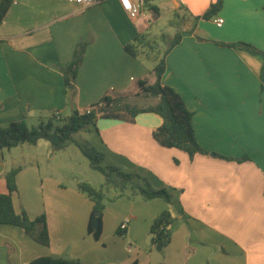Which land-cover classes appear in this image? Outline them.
<instances>
[{
    "label": "crops",
    "instance_id": "crops-1",
    "mask_svg": "<svg viewBox=\"0 0 264 264\" xmlns=\"http://www.w3.org/2000/svg\"><path fill=\"white\" fill-rule=\"evenodd\" d=\"M144 1V15L131 20L120 0H99L85 9L67 0H12L0 21V128L20 121L39 125L55 112L61 118L69 110L80 113L104 96L122 98L119 106L140 98L137 81L153 84L154 66L146 55L131 57L124 47L142 35L146 5L160 16L155 6L160 0ZM214 2L164 0L189 20L165 56L161 82L192 114L196 142L208 154L190 159L159 146L152 132L162 121L152 113L139 114L134 122L97 118L89 130L91 147L108 165L138 174L153 189H166L172 204L106 201L96 240L87 231L93 203L77 190L80 182L64 184L51 172L43 176L33 156L20 166L11 149L0 150V194L7 193L4 174L21 167L14 211L23 209L30 219L44 214L49 237V245L42 246L21 228L0 225V264H28L40 257L158 264L152 238L147 243L152 220L164 210L175 218L164 248L166 264H264V56L219 45L244 43L264 52V0H223L215 16L223 19L220 28L215 17L196 20ZM80 43L85 52L75 95L69 97L62 69ZM125 219L127 229L120 235Z\"/></svg>",
    "mask_w": 264,
    "mask_h": 264
},
{
    "label": "trees",
    "instance_id": "trees-1",
    "mask_svg": "<svg viewBox=\"0 0 264 264\" xmlns=\"http://www.w3.org/2000/svg\"><path fill=\"white\" fill-rule=\"evenodd\" d=\"M12 0L0 1V21L7 13ZM223 0H215L208 10L200 18L210 20L217 16L221 10ZM180 41V34H176L170 42L168 48L164 51L163 56L157 60L153 69L155 82L148 85L145 81H137V90L135 96H147L156 98L158 101L154 106L136 108L129 105L119 106L118 102L122 98H113L104 96L100 102L92 105L89 114H80L75 111L69 117L63 119L56 117L54 114L46 124H39L37 127L28 128L24 121L11 123L7 127L0 128V150H10L14 147L25 144L34 146L38 141L44 140L51 144L53 150H63L71 136L85 130H89L97 118L116 119L126 122H134L135 118L142 113H152L160 117L161 125L152 132L155 142L164 148H173L180 150L192 159L196 154H208L196 142L192 128V114L186 109L180 96L170 87L161 82L165 72V56ZM148 41L142 35H137L134 41L124 47L126 53L136 58L143 53L144 43ZM221 46L244 49L252 54L264 56V52L254 49L252 46L244 43L224 44ZM148 46V45H147ZM85 52V44L80 43L73 52V58L69 65L62 69L64 84L69 97L75 95V80L79 67L81 65ZM62 122L61 126L54 127L53 122ZM95 158H91L92 166L95 163L104 161V156L94 152ZM87 155V154H86ZM224 160L242 162L250 160L247 156L239 159L226 158L218 156ZM110 175L102 171L105 177L106 188L112 189L113 197H107V191L102 188L96 189L89 183L80 182L77 184V190L84 194L92 203L93 208L89 217L87 231L96 240L101 235V215L105 208L106 201H114L120 198L134 199L139 198L142 201L149 202L160 199L166 204H172V195L166 189H153L144 178L136 173H122L117 168L111 166ZM21 167L11 168L4 174L7 193L0 194V225H11L21 228L24 233L35 243L48 246L49 237L47 233L45 215L41 214L35 219H30L26 212L21 209L16 213L13 208V196L17 193L16 177ZM109 186V187H108ZM97 216V224L94 226L93 219ZM174 218L169 210L160 212L151 222L149 233L152 236L151 246L162 249L166 248L172 235ZM120 235L124 233L119 232ZM28 264H79L76 261L52 259L49 257H40ZM132 264H137L134 261Z\"/></svg>",
    "mask_w": 264,
    "mask_h": 264
},
{
    "label": "rangeland",
    "instance_id": "rangeland-1",
    "mask_svg": "<svg viewBox=\"0 0 264 264\" xmlns=\"http://www.w3.org/2000/svg\"><path fill=\"white\" fill-rule=\"evenodd\" d=\"M160 1L162 3L158 1L155 3V6L160 9V16L154 15L152 10L148 9L146 5L145 13L148 16L145 20L143 19L139 22L144 28L141 34L148 41L144 43L142 55H146L149 66L156 65L157 60L163 56L164 51L168 48L174 36L186 30V22L189 20L185 12L173 9L170 5H166L164 0ZM155 99L153 97L140 96V98L123 102L122 105L128 104L136 108L148 107L155 103ZM71 113L70 110L67 111L63 119L69 117ZM37 124L26 123L28 128L37 127ZM42 124H46V121L42 122ZM53 124L54 127H59L62 122L54 121ZM89 130H91V126ZM89 130L71 136L67 146L61 151L53 150L49 142L40 140L37 146L25 144L12 148L11 153L20 166L31 163V157L33 156L34 161L38 160V163H40L43 176L45 172H51V174H54V176L61 179L67 185H71L74 182H86L96 189L102 188L103 191H107V197H111L110 193L112 194V192L109 191L112 189L106 188L105 177L102 174L103 171L110 175V169L108 168L111 165H108L105 161H101L92 166L89 156L91 155V158H95L93 153L96 151L89 143L91 142L89 140ZM171 214L173 216V212ZM155 253L159 259L158 264H166L165 249H161L160 251L155 249Z\"/></svg>",
    "mask_w": 264,
    "mask_h": 264
},
{
    "label": "built area",
    "instance_id": "built-area-1",
    "mask_svg": "<svg viewBox=\"0 0 264 264\" xmlns=\"http://www.w3.org/2000/svg\"><path fill=\"white\" fill-rule=\"evenodd\" d=\"M67 1L78 5L82 9H85L87 7H90L94 3H97L99 0H67ZM120 4L124 12L131 20H136L144 15V6H145L144 0H138L137 2H134L132 0H120ZM213 23L217 28H220L223 25V19L220 17H215L213 19ZM90 112H91V108H87L81 111L80 114H89ZM54 115L56 117H60V114L58 112H55ZM128 222L129 219H125L119 225V231L121 233H124L126 231Z\"/></svg>",
    "mask_w": 264,
    "mask_h": 264
},
{
    "label": "water",
    "instance_id": "water-1",
    "mask_svg": "<svg viewBox=\"0 0 264 264\" xmlns=\"http://www.w3.org/2000/svg\"><path fill=\"white\" fill-rule=\"evenodd\" d=\"M97 216H98V214H96L95 217H94V219H93V224H94V226H96V224H97V222H98V221H97ZM152 236H153V235H149V237H148V238H149V241H148V243H147L148 245H149V242H150V239L152 238ZM161 249H162V248H161L160 246L156 247V250H157V251H160Z\"/></svg>",
    "mask_w": 264,
    "mask_h": 264
}]
</instances>
